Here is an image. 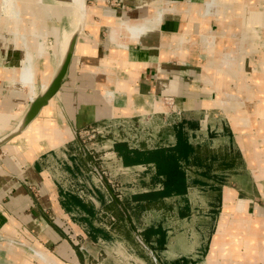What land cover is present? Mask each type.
I'll return each instance as SVG.
<instances>
[{
	"label": "crops",
	"instance_id": "obj_1",
	"mask_svg": "<svg viewBox=\"0 0 264 264\" xmlns=\"http://www.w3.org/2000/svg\"><path fill=\"white\" fill-rule=\"evenodd\" d=\"M49 1L57 18L74 1L84 23L58 92L0 145V264H264V0ZM2 32L0 136L34 97L8 87L23 58ZM60 42L35 61L36 91ZM177 145L182 200L136 224L131 211L170 197L140 202L169 174L148 157ZM112 170L125 199L104 187Z\"/></svg>",
	"mask_w": 264,
	"mask_h": 264
},
{
	"label": "rangeland",
	"instance_id": "obj_2",
	"mask_svg": "<svg viewBox=\"0 0 264 264\" xmlns=\"http://www.w3.org/2000/svg\"><path fill=\"white\" fill-rule=\"evenodd\" d=\"M38 1H39V5L37 4L35 6H32L31 3L32 0H24L23 9L17 19V23H18L17 32H11L10 30H7V24L5 22L6 16L3 14L2 9L0 8V28L2 31H4L2 32V35L4 36L7 35V37H9V40H14L15 38V48L19 51H23L24 48L32 49L34 53V55L32 54L33 60L35 59L36 62L40 59V57H45L48 52L50 54V52H52L51 49H55L54 48L55 45L56 44L58 45V42H60V37H57L53 33L52 34L50 33L47 37L45 36L47 31L50 32L55 31L54 29L51 30L50 27L54 26L55 23L63 24L65 30L64 33L66 34L73 29L74 22L71 15L74 13V8H75L74 1H72L70 6L63 7L65 14H61L62 16L60 15V17L57 18L55 15H52V13L54 14L55 11L53 12L51 10H48L46 6L44 7L40 6L41 1H44V3L45 2L49 3L50 2L49 0H38ZM68 1L70 2V0ZM67 12H69V14L71 15H67L66 14ZM44 16L45 19L44 21H42ZM45 23L47 24V26ZM119 30H123V29L120 28ZM255 58L258 60L260 59V56L257 54L255 55ZM30 95L31 93L28 96ZM18 105H19L18 115H20L21 110L23 109L24 102L23 105L21 103H19ZM106 138H108V136L105 135V137H99L96 139L97 142L101 141L99 145L105 144L104 148L96 147V150H92L96 157L95 160L96 167H99L100 164L105 165L104 164L105 162L108 163L109 161L113 160L112 158H99L100 155H103V153L109 151L108 145L110 144V142L107 141ZM161 167L169 172V180H166L165 177L159 179L157 178V180H154L153 183H157L158 186L154 190L149 189L148 191H146V193L142 195L144 198H152V197H156L157 195L161 196L165 194L169 195L170 197L160 199L157 204H154L155 205L154 209L151 208L150 210H146L144 212L140 211V215H138L137 212L131 211V214L133 215V220L136 224H148L150 222L157 221L159 218H161V220L167 221L174 214V212L172 211V205H175L178 200L179 201L182 200L180 195H183L186 190V177L182 166L179 165L176 160L172 159L168 163H163ZM114 171L115 170H112L111 174L107 176L109 177V179L105 177L107 181V184L105 185L107 186L104 187H106V191L112 189L113 194L116 193L122 194L123 199H125L124 198L125 195L123 194H126L124 192L127 191V189L125 187H121L124 186V182L123 183L120 182L119 176L116 173H114ZM97 182H98L97 184L101 186L100 182L99 181ZM141 182L142 181L140 180V184ZM92 187L94 186L92 185ZM104 187L101 188L105 192ZM175 195H177L180 198L179 199L174 198ZM156 206H160V207L158 208ZM120 224H124V222L121 221Z\"/></svg>",
	"mask_w": 264,
	"mask_h": 264
},
{
	"label": "water",
	"instance_id": "obj_3",
	"mask_svg": "<svg viewBox=\"0 0 264 264\" xmlns=\"http://www.w3.org/2000/svg\"><path fill=\"white\" fill-rule=\"evenodd\" d=\"M83 23L84 19L76 22L72 31L67 36L63 37L60 42L59 60L52 72L50 81L44 89L39 90L30 100L14 129L0 136V145L25 129L26 126L37 116L41 108L45 106L58 92L71 63L75 51L76 41L83 28Z\"/></svg>",
	"mask_w": 264,
	"mask_h": 264
},
{
	"label": "bare ground",
	"instance_id": "obj_4",
	"mask_svg": "<svg viewBox=\"0 0 264 264\" xmlns=\"http://www.w3.org/2000/svg\"><path fill=\"white\" fill-rule=\"evenodd\" d=\"M23 4H24V0H0V8L3 11V14L6 16L5 22L7 24V30H10L11 32H17L18 30L17 19L23 9ZM117 23H118L117 26L118 29L125 28L126 26H128V23L125 21H119ZM15 50L16 52L19 51L16 48ZM21 53L23 58L22 60L23 62L21 63V65H19L18 67L10 66L8 87L12 90L21 87L28 88L29 94L31 93L34 96L38 92L36 91V86H35L37 68H36L35 59L33 60L34 53L32 49H25V48L23 51H21ZM49 57L50 54L48 52L44 58L46 61H50ZM52 72L53 71H50V74H52ZM48 82L44 83L43 89L47 86Z\"/></svg>",
	"mask_w": 264,
	"mask_h": 264
},
{
	"label": "trees",
	"instance_id": "obj_5",
	"mask_svg": "<svg viewBox=\"0 0 264 264\" xmlns=\"http://www.w3.org/2000/svg\"><path fill=\"white\" fill-rule=\"evenodd\" d=\"M152 152H151V156H150L151 158L148 157L147 161H149V159H155L156 160V162H155L156 167H158V169H160V170L164 169L159 165L160 160L162 161V164L168 163L172 159L176 160V159H179V157H183L184 154L186 153L185 148L182 145L181 146L177 145L176 147L171 148L170 151H155L154 153H152ZM160 164H161V162H160ZM164 171H165V169H164ZM166 180H169V174L167 175ZM144 193H146V192L140 193V202H142V200L149 202V201L156 200L158 198V195L156 197H152V198H144L142 195Z\"/></svg>",
	"mask_w": 264,
	"mask_h": 264
}]
</instances>
